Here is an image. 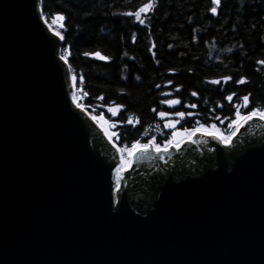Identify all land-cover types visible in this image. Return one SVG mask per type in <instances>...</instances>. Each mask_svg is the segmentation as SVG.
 Segmentation results:
<instances>
[{
    "label": "water",
    "instance_id": "obj_1",
    "mask_svg": "<svg viewBox=\"0 0 264 264\" xmlns=\"http://www.w3.org/2000/svg\"><path fill=\"white\" fill-rule=\"evenodd\" d=\"M39 5L0 0V264H264V121L229 146L176 131L123 169Z\"/></svg>",
    "mask_w": 264,
    "mask_h": 264
},
{
    "label": "trees",
    "instance_id": "obj_2",
    "mask_svg": "<svg viewBox=\"0 0 264 264\" xmlns=\"http://www.w3.org/2000/svg\"><path fill=\"white\" fill-rule=\"evenodd\" d=\"M149 2L40 0L39 5L45 22L64 18L53 28L63 37L59 54L80 89L79 102L117 124L113 140L124 158L133 143L152 140L166 92L180 110L193 114L187 118L191 130L215 125L227 133L237 111L264 110V0H220L215 15L212 0H155L154 8L141 13V24L135 13ZM96 52L107 61L92 57ZM241 79L246 82L237 83ZM109 106L122 107L116 118L104 112Z\"/></svg>",
    "mask_w": 264,
    "mask_h": 264
},
{
    "label": "snow or ice",
    "instance_id": "obj_3",
    "mask_svg": "<svg viewBox=\"0 0 264 264\" xmlns=\"http://www.w3.org/2000/svg\"><path fill=\"white\" fill-rule=\"evenodd\" d=\"M212 4L214 5V7L211 8V12L215 15L216 12H217V8L219 7L220 5V0H212ZM155 6V0H150L149 3H147L144 7L140 8L138 12L135 13V17H136V20L139 21L141 24L144 23V20L141 19V13H146L147 11L151 10L152 8H154ZM125 15H131V13H125ZM63 17L62 16H57L56 17V20L57 21H60L61 22V26H62V21H63ZM61 39H63V37H61ZM95 58L96 59H100V60H105L107 61V57L105 56H102L99 52H96L95 53ZM62 59H64V57H62ZM231 79L230 77L228 78H225V82H227V80ZM246 81L244 79H241L239 81H237V83H245ZM211 83L213 84H216V83H219V81H211ZM159 87V86H158ZM192 95H196L195 92L192 93ZM98 99H103V97H99ZM228 99L231 101V97H228ZM248 96H245L243 97V100H244V107H247L248 105ZM166 103H168L169 105H174V104H178L179 101L178 100H170V101H167ZM192 107H196V105H192ZM111 111V109H109ZM113 115H115V112H113ZM161 116H164L165 114L164 113H160ZM181 118H183L184 116V113H179L178 114ZM257 113L255 111L251 112L248 116H242L240 117V119L244 120L245 122H247L248 120H250L253 116H256ZM237 116H239V111H237ZM260 118L261 119H264V113H260ZM128 123L131 124L133 123V118L132 117H129L128 119ZM172 127H174L175 125H171ZM215 126H213L214 128ZM206 134H210V135H214V132L213 133H206ZM136 150H140V151H146L148 149V145H144L143 148L141 149L139 144L137 143L136 145L133 146ZM159 151V149H158ZM163 151L167 152V148L163 149ZM116 190L118 191L119 190V182H117L116 184Z\"/></svg>",
    "mask_w": 264,
    "mask_h": 264
},
{
    "label": "flooded vegetation",
    "instance_id": "obj_4",
    "mask_svg": "<svg viewBox=\"0 0 264 264\" xmlns=\"http://www.w3.org/2000/svg\"><path fill=\"white\" fill-rule=\"evenodd\" d=\"M166 100H163L162 103H165L170 100H174L175 98L171 97V93ZM162 108L163 110L159 112L169 115L170 117H167L165 119H159L158 124L155 126V129L153 130L152 139L161 138L164 139L167 137L166 141L162 142L164 144L165 142L170 141V136L172 133L176 131L184 132L185 134L191 129H189V120L187 118H191L193 114L191 113H185L184 111L179 109V103L173 107H166L163 104ZM184 113L183 118H181L178 114ZM175 125L172 127L171 125ZM161 144V145H162Z\"/></svg>",
    "mask_w": 264,
    "mask_h": 264
},
{
    "label": "built area",
    "instance_id": "obj_5",
    "mask_svg": "<svg viewBox=\"0 0 264 264\" xmlns=\"http://www.w3.org/2000/svg\"><path fill=\"white\" fill-rule=\"evenodd\" d=\"M55 17V16H54ZM60 27H61V22H60ZM73 82H74V80H73ZM74 98H75V101L77 102V104L84 110V112L85 113H87L93 120H95V121H97V120H99V119H101L102 121H103V123L105 124V128L103 129L102 127V130H103V132H104V134H105V136L117 147V145L113 142V137L115 136V133L114 132H111V133H109V131H108V124H107V122L106 121H104V119L102 118V115H100L99 117H95L94 115H92V114H90L89 113V111H88V109H89V107H85L84 105H82L80 102H79V100L81 99V94H80V89L79 90H76L75 89V87H74ZM237 113V112H236ZM250 113H248V114H246V115H241V116H248ZM234 120V119H233ZM98 123V122H97ZM231 123V127H230V129H228V132L227 133H225V132H223V134L221 135L224 139H227L226 140V142H229L230 143V140L232 139V137L235 135V133L238 131V129L245 123V121L244 120H242L241 119V122L237 125V127L235 128V129H233V131H231V129L233 128V126H234V122L233 121H231L230 122ZM229 123V124H230ZM115 125L117 126V124L115 123ZM240 125V126H239ZM210 126H213V125H210ZM200 127H202V128H206V126H200ZM105 130V131H104ZM196 130H197V128H194L192 131L194 132V133H196ZM192 131H190V132H188L187 134H185V138H186V140L187 139H190V134H191V132ZM138 142H135V143H133V145H132V148L130 149V151L128 152L129 154H127V156H128V161H131V157H132V155L137 151L133 146L134 145H136ZM228 143V144H229ZM139 144V146H140V148H143V146L144 145H142V144H140V143H138ZM148 145V144H147ZM174 147V148H177L178 146L177 145H173L172 143H171V141H168V145H157L156 146V149H159V150H163V149H165V148H170V147ZM175 146H177V147H175ZM118 148V147H117ZM121 159H122V156H121ZM122 164H123V162H122Z\"/></svg>",
    "mask_w": 264,
    "mask_h": 264
},
{
    "label": "rangeland",
    "instance_id": "obj_6",
    "mask_svg": "<svg viewBox=\"0 0 264 264\" xmlns=\"http://www.w3.org/2000/svg\"><path fill=\"white\" fill-rule=\"evenodd\" d=\"M57 16H59V15H56L55 17H53L51 20H49V24H50V26L53 28V27H57V28H59L60 27V21H57L56 20V17ZM54 29V28H53ZM55 30V29H54ZM56 31V30H55ZM57 32V31H56ZM92 57H94L95 58V54L94 55H92ZM100 60V59H99ZM248 107V106H247ZM253 112V111H252ZM257 114H260V113H263V111L262 112H259V111H255ZM249 113H251V112H249ZM95 117H99V116H97V115H95ZM240 117H242L241 116V114L239 113V116H237V113L234 115V120H233V122L235 123L234 124V126H233V128L231 129V131H233V129H235L236 127H237V125L241 122V119H240ZM104 119V118H103ZM105 120V119H104ZM107 124H108V131H109V133H111L112 131L109 129V123L107 122ZM225 124V122L223 123V125ZM222 125V126H223ZM231 125V123L228 125V127H227V129H230V126ZM244 125V124H243ZM242 125V126H243ZM221 126V127H222ZM209 127H213V126H209ZM209 127H206V128H209ZM221 135L223 134V132H221V130L219 129V128H216V127H214ZM224 135V134H223ZM152 144L153 146H157L156 144H153L151 141H149V142H145V143H140V144H142V145H147V144ZM127 154H129V153H127ZM122 162H127L128 161V156L126 155V157L124 158V155L122 154Z\"/></svg>",
    "mask_w": 264,
    "mask_h": 264
},
{
    "label": "bare ground",
    "instance_id": "obj_7",
    "mask_svg": "<svg viewBox=\"0 0 264 264\" xmlns=\"http://www.w3.org/2000/svg\"><path fill=\"white\" fill-rule=\"evenodd\" d=\"M264 113V111H263ZM257 117L260 118V114L256 115ZM261 119V118H260ZM262 121H264V119H261ZM96 122H98V124L104 129L105 128V124L103 123V121L101 119L97 120ZM240 126V125H239ZM105 131V130H104ZM214 132V136L216 138V140H218V142L222 145V146H229V142H226L227 139H224L221 134L213 127H209V128H202V127H198L196 130V133L198 134H206V133H213ZM206 135H210V134H206ZM186 141H190V139H187ZM149 145V144H148ZM156 149V146H154ZM177 147V146H175ZM130 163V161L127 162H123L122 164V168L126 169L128 167V164Z\"/></svg>",
    "mask_w": 264,
    "mask_h": 264
}]
</instances>
